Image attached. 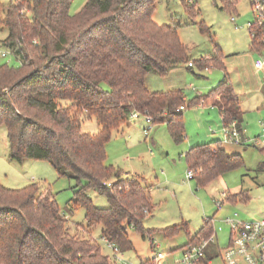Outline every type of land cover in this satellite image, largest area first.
I'll use <instances>...</instances> for the list:
<instances>
[{"label": "trees", "instance_id": "obj_1", "mask_svg": "<svg viewBox=\"0 0 264 264\" xmlns=\"http://www.w3.org/2000/svg\"><path fill=\"white\" fill-rule=\"evenodd\" d=\"M235 1L228 0V7ZM71 2L0 4V23L7 30L1 42L20 61L0 64V125L6 128L12 159H44L58 176L76 180L72 205L85 209L84 232L99 225L101 237L124 251L132 248L126 226L149 234L142 225L151 209L148 186L143 178L122 177L107 164L104 146L114 130L129 124L133 110L149 116L152 124L166 123L173 140H183L182 90L152 91L145 78L150 71L165 76L189 56L176 29L153 20L158 0H86L73 14ZM201 61L222 65L220 56ZM206 95L220 108L223 122L235 120L240 129L239 99L231 82L224 77ZM82 116L95 118V133L81 131ZM185 157L199 186L243 163L219 144L192 147ZM89 189L105 195L107 206H94ZM178 228L168 226L161 233L169 236ZM211 232L212 218L205 217L191 240ZM0 264L109 260L93 239L71 234L50 192L40 191L35 182L21 188L0 183Z\"/></svg>", "mask_w": 264, "mask_h": 264}, {"label": "rangeland", "instance_id": "obj_2", "mask_svg": "<svg viewBox=\"0 0 264 264\" xmlns=\"http://www.w3.org/2000/svg\"><path fill=\"white\" fill-rule=\"evenodd\" d=\"M8 2L0 0L2 5ZM85 2L72 0L69 12H77ZM189 6L194 9L190 10ZM231 16L235 21H231ZM152 18L158 24H167L176 29L179 39L187 48L189 59L198 60L217 51L224 55L230 82L244 102V119L249 122L247 135H250V130L256 135L260 128L258 121L264 117H257L259 111L253 103L260 102L259 92L264 91V70H257L253 61L257 57L264 58V49L258 52L251 47L253 42L246 22L253 20L254 15L249 0H236L233 7H228V0H158ZM6 35L7 30L0 23V64L17 66L20 63L19 57H15L12 50L1 42ZM1 52H5V55L2 56ZM221 76L222 69L212 67L204 70L197 64L191 68L185 65L176 69L166 80L153 71L148 72L145 79L150 89L161 91L173 85L179 87L185 95V108L182 112L186 138L175 142L166 123L152 124L144 117L131 116L129 124L118 131L114 130L105 143L107 164H111L122 177H141L143 183L151 187V209L142 223L149 234L142 236L138 230L126 226L132 248L118 254L127 264H141V261L154 255L158 256L149 264H178L181 247L190 241L205 217L213 218L216 245L213 243L208 252L210 255L216 254V250L222 251L227 246L230 236L229 225L222 219L232 217L234 212L238 214L237 218L247 219L264 211V167L254 169L258 161L264 159L261 158L264 157L260 149L261 138L254 145L239 144L240 151L244 147L248 148L243 152L244 164L224 174L228 188L240 184L250 189L251 198L248 202L230 205L225 201L223 207L217 209L214 199L220 197V184L198 187L193 179L186 178L188 167L185 152L190 147L187 132L197 133L199 114L209 106L204 102L188 105L189 101L196 94H207L214 81ZM146 127H149L147 136L143 132ZM97 128L94 117H81V131L95 133ZM114 177L106 180L108 186L115 180ZM32 182L37 184L40 191L52 194L60 213L65 215L71 234L93 239L108 257L109 264H121L115 260L112 246L101 237V226L96 225L89 232H84L85 209L72 205L76 180L58 176L52 165L44 159L25 158L20 162L12 159L6 128L0 125V183L10 188H21ZM86 193L94 206H107L105 195L94 189ZM173 225L179 226L176 232L169 236L161 233L163 228ZM143 264H147L146 261ZM213 264L223 262L214 257Z\"/></svg>", "mask_w": 264, "mask_h": 264}, {"label": "built area", "instance_id": "obj_3", "mask_svg": "<svg viewBox=\"0 0 264 264\" xmlns=\"http://www.w3.org/2000/svg\"><path fill=\"white\" fill-rule=\"evenodd\" d=\"M254 18L251 21L246 22L248 33L252 39L253 44L259 45L264 49V0H249ZM231 20H235L231 16ZM2 56L5 52H1ZM188 65L192 66L193 62L188 61ZM253 65L257 70H264V58L257 57L253 61ZM184 108L180 105L178 109ZM140 116L138 111L133 110L129 117ZM146 121L151 123L149 116H144ZM148 128L143 129L144 135L147 136ZM264 131V127H263ZM224 142L241 143L243 138L236 126V121L232 120L224 129ZM264 144V138H263ZM193 176V170L187 169L186 178L191 179ZM220 197L215 198L214 202L219 209L222 206L223 199L227 196L225 191L219 192ZM229 225L230 236L227 246L221 251L218 250L215 257H218L223 264H264V217L243 220L237 218V214L234 213L232 217H225L223 220ZM216 240L215 231H213L208 237L202 238L197 241H191L181 247V258L178 264H213L214 257H211L207 253V249L210 244ZM112 246L114 251L115 260L121 262V264H127L122 260L118 254L120 250L114 244L108 243ZM158 255L151 257V261H154ZM157 264H160L158 262Z\"/></svg>", "mask_w": 264, "mask_h": 264}, {"label": "crops", "instance_id": "obj_4", "mask_svg": "<svg viewBox=\"0 0 264 264\" xmlns=\"http://www.w3.org/2000/svg\"><path fill=\"white\" fill-rule=\"evenodd\" d=\"M231 21H233V20H231ZM251 47H252V49H254V50L258 51V52H261L263 50V48L261 46H259L258 44L255 45V44L252 43L251 44ZM217 56H220V58H221L222 65H220V66L207 65L203 61H201L200 63H198L200 59L202 60V59H207V58H214V57L216 58ZM200 59H198V60L188 59V60L193 62V65L192 66H194V64H197L199 68H203L204 70H209L212 67H217V68L222 69V76L221 77H218L214 81V83L212 84L213 85L212 88L216 87L219 84V82L224 77H226L230 81L229 72H228L227 67L225 66V62H224V55L221 52L217 51V52L209 55L208 57H203V58H200ZM185 65L187 66V68H191L192 67V66H189L188 65V61L185 62V63L176 64L175 66H173L172 68L169 69V71L167 72V74L165 76H161V77H163V79L166 80V79H168V77L171 75V73L173 71H175L176 69H178L180 67H184ZM146 84H147V82H146ZM231 84H232V82H231ZM168 86H170V87H166L164 90H161V91H166V90H170V89H177V88H179V87H175L173 85H168ZM148 88H149V86H148ZM233 88H234V86H233ZM150 90H152V91H159V90H153V89H150ZM234 91H235V93H236V95L238 96V99H239V106H240V111H241L240 112V118L241 119H240V122H239L240 129H238V130H239V132H240V134H241V136L243 138V142H241V143H229V142H224L223 141V138H224V129L226 128V126L231 121L228 124H225L223 122V119H222V115H221L220 108L217 105H215L214 102H212V99L210 97H208L206 94H201L200 93V94H196L195 97L192 99L193 100V103H196V104L199 105V104H202L204 102V103H207L209 106H208V108H204L200 112V114H199L200 117L198 119L199 120V123H198V129H197L198 131H197V133L191 134V133L187 132V134H189V136H187L188 137L187 143L190 146L187 149V151L190 148H192V147L202 146V145H205V144H212V145L213 144H219V145H221L225 149V151L228 154H238V155H240L241 158H242V161H243V163H242V165H243L244 164V160H243V154L244 153L243 152L244 151H247L248 148L247 147H244L243 148V151H240L241 149L239 147V144L242 145V146L254 145V144H257V143H255L256 140L258 138L259 139L261 138V146H260V149H261V152L264 153V144H263V138H264V131H263L264 118L258 121V123L260 125V128H259L257 134L254 135V132L250 130V132H249L250 135H247V129L249 127V122L248 121H245V119H244V113H245V108H244V105H243L244 102H242L241 97H240V94L236 91V88H234ZM259 95H260V102L253 103V106L255 107V109H257L259 111L257 117L258 116H263L264 117V91L263 92L260 91L259 92ZM183 98H184V104L183 105H184V108H185V99H186V97H185L184 94H183ZM184 108L181 109L182 121H183V112H182V110ZM140 117H144V116L143 115H140ZM183 127H184V138H183V140H184L186 138L184 121H183ZM207 142H209V143H207ZM225 144H227V145H225ZM186 152H185V154H186ZM262 153L260 154V157L262 156ZM261 158H264V157L262 156ZM260 167H264V159L263 160H259L258 163H257V165H256V167L254 169H257V168H260ZM252 169H250V170H252ZM231 170H233V169H231ZM231 170H229V171H231ZM224 174L220 175L219 177H217L216 179H214L213 181H211L210 183H208L205 186H199L197 184L196 180L195 179H193V180L195 181V185L198 186V187H206V186L212 185L214 183L220 184V186H221L222 189L219 192L225 191L226 194H227V196L223 199L222 206L220 208L223 207V204H224L225 201H227L230 205H235L237 203H246V202H248V200H250V198H251V196H250V189L241 187L240 184L233 185L231 187V189L228 188V186L226 185V182L224 180ZM124 175H127V173H124ZM150 190H151V187L148 188V192L149 193H150ZM149 197H150V195H149ZM149 200L151 202V198H149ZM234 213H236V212H234ZM259 214L260 215H258V216L250 217V218L243 219V220H253V219H258V218H263L264 217V211H261ZM223 220L224 219H222V221ZM197 231L195 233H197ZM213 231H214V225H213V218H212V232ZM191 241L192 240L190 239L189 242H191ZM212 244H210L209 247ZM214 244L216 245L215 242H214ZM209 247H208V249H209ZM208 249H207L208 255L211 256V257H215L218 250H216V254L210 255V252H208ZM147 260H151V258H147L145 261H147ZM145 261H141V264H143V262H145ZM151 263H152V261H151ZM160 264H162V262H160Z\"/></svg>", "mask_w": 264, "mask_h": 264}]
</instances>
